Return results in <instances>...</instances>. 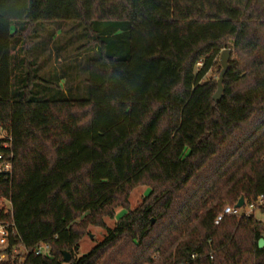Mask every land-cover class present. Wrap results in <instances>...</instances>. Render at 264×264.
Here are the masks:
<instances>
[{"label":"trees","instance_id":"16d2710c","mask_svg":"<svg viewBox=\"0 0 264 264\" xmlns=\"http://www.w3.org/2000/svg\"><path fill=\"white\" fill-rule=\"evenodd\" d=\"M53 22L84 27L87 99L38 75L29 33ZM225 49L215 101L203 80ZM2 131L16 235L0 264H264L263 222L214 224L264 195V0H0V152ZM90 227L106 236L78 256Z\"/></svg>","mask_w":264,"mask_h":264},{"label":"rangeland","instance_id":"374dc122","mask_svg":"<svg viewBox=\"0 0 264 264\" xmlns=\"http://www.w3.org/2000/svg\"><path fill=\"white\" fill-rule=\"evenodd\" d=\"M29 36L33 39L32 52L35 62L39 65L38 75L45 80L46 84L59 85L62 91L68 90L69 98L87 99V65L91 56L84 51H79L78 53V50L86 44L84 27L74 22L41 23L37 33L30 32ZM22 41L19 42L20 46H23ZM221 71L222 66L219 57L214 67L203 80V83L210 80L218 82ZM65 72L72 74L69 83L68 78H61V74ZM148 193L149 188L147 187L134 189L130 197L131 210L138 208ZM125 213L126 211L119 209L115 220L106 219L107 226L114 228L117 220ZM256 219L264 223V215L261 213H256ZM105 236V230L90 227L87 235L80 242L78 256L88 254L93 248L103 242Z\"/></svg>","mask_w":264,"mask_h":264},{"label":"built area","instance_id":"2783aa9c","mask_svg":"<svg viewBox=\"0 0 264 264\" xmlns=\"http://www.w3.org/2000/svg\"><path fill=\"white\" fill-rule=\"evenodd\" d=\"M1 139L3 140L4 151L0 152V184L12 185L13 182V140L10 133L1 132ZM264 212V195H261L257 200L247 202L245 200L243 207L236 208L235 206H226L223 211L215 219V225L219 226L221 222L227 217L250 218L256 217V213ZM16 235L15 224L13 221V204L11 197L4 196L0 192V252H4L10 243V237ZM19 250L21 252H19ZM50 247L48 244L41 243L35 249L34 254L37 257L49 256ZM14 253H22L23 256H28L29 252L23 248L16 249ZM197 255L192 257L193 260ZM8 260V256L0 255V263ZM25 259L21 258L20 263H24Z\"/></svg>","mask_w":264,"mask_h":264},{"label":"water","instance_id":"95a60500","mask_svg":"<svg viewBox=\"0 0 264 264\" xmlns=\"http://www.w3.org/2000/svg\"><path fill=\"white\" fill-rule=\"evenodd\" d=\"M232 52L233 51L231 49H225L221 53L220 63H221V66H222V71H221L220 77L218 79V90H217V92L214 95V100L215 101H219L222 98V95H223V82H224V78H225L226 73H227L228 68H229V61H230V57H231ZM244 202H245V199H244V197H242L239 200V202L235 205V207L236 208L243 207ZM262 237L263 238L259 241V245H258L260 250L264 249V234L262 235ZM64 256H65L64 263L65 264H69L70 261H71V255L69 253H64Z\"/></svg>","mask_w":264,"mask_h":264}]
</instances>
